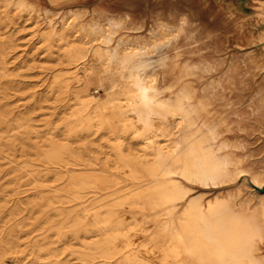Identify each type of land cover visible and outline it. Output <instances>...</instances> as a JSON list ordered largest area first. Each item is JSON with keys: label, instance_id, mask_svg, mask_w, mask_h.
<instances>
[{"label": "bare ground", "instance_id": "bare-ground-1", "mask_svg": "<svg viewBox=\"0 0 264 264\" xmlns=\"http://www.w3.org/2000/svg\"><path fill=\"white\" fill-rule=\"evenodd\" d=\"M0 2V13L6 11L10 18L18 11L33 14V35L64 43L66 69L60 67L53 82L78 100L77 122L108 119L115 156L109 171L85 167L71 174L65 169L59 188L67 202L80 199V189L86 187L125 195L123 201L101 203L90 223L82 225L86 237L98 236L85 247H93L104 264H264V169L243 167L244 157L237 152L242 143L227 137L224 120L210 115L207 102L187 80L191 66L179 62L176 48L181 24L159 19L145 35L132 37L118 34L127 14L100 18L85 8H69L60 17L26 0ZM215 2L225 13L219 22L231 24L240 41L239 49L227 53L249 58L255 85L264 80V44L254 48L264 41V28L256 30L264 23V0ZM188 5L192 17L210 20L214 15L210 0H189ZM220 29L217 34H224ZM80 63L83 75L69 69ZM94 77L109 90L99 101L87 90ZM74 79L78 84L71 87ZM109 108H114L113 116ZM129 131L132 138L124 134ZM253 136L262 144L264 126ZM46 139L50 150L45 157L59 163L63 144L57 134L48 133ZM240 181L247 185L246 195L236 188L204 201L206 191L195 190ZM32 183V188L40 185L38 175ZM156 216H163L161 231L137 241L133 236L146 234ZM163 234L167 237L158 244ZM16 245L9 240L4 249Z\"/></svg>", "mask_w": 264, "mask_h": 264}, {"label": "rangeland", "instance_id": "rangeland-1", "mask_svg": "<svg viewBox=\"0 0 264 264\" xmlns=\"http://www.w3.org/2000/svg\"><path fill=\"white\" fill-rule=\"evenodd\" d=\"M26 1L41 10H55L60 17L69 8H85L88 14L94 12L100 18L127 14L129 19L118 31L124 36L145 35L159 19L181 24L176 48L179 62L191 66L187 80L207 102L210 115L224 120L227 137L242 143L237 152L244 157L243 167L264 169V142L258 144L253 136L260 125L264 126V80L253 85L249 58L245 54L227 53L239 49L240 41L231 24L223 26L219 22L225 17L219 2L210 0L214 15L205 20L192 17L189 0ZM5 13H0V264H104L93 247H85L92 246L89 243L98 236L86 237L88 233L82 231V225L90 223L101 203L123 201V191L111 194L108 189L86 187L80 189V199L67 202L66 193L59 188L65 182V169L71 174L85 167L109 171V162L114 163L115 156L113 134L106 125L108 119L77 122L78 100L59 91L53 82L58 69H66L64 43L45 42L33 35V14L18 11L10 18ZM219 27L224 34H217ZM263 28L264 23H260L256 30ZM226 33H230L229 38ZM263 44L264 41L258 42L254 48ZM69 69L83 75L81 63ZM94 78L87 84V90L99 101L109 90L106 86L99 87L98 78ZM169 78L166 75V80ZM76 84L78 81L74 79L71 87ZM113 111L114 108L108 109L110 116ZM48 133L57 134L63 144L60 147L63 160L59 163L45 157L50 150ZM124 134L128 138L133 136L130 131ZM33 175L39 176L40 185L32 188ZM236 188L243 195L248 193L247 185L241 181L222 187L197 186L195 190H205L206 201L214 194ZM162 220L163 216H156L146 234L137 232L133 237L138 241L147 239L148 233H159ZM163 235L158 244L167 237ZM9 240L17 242L10 251L4 249Z\"/></svg>", "mask_w": 264, "mask_h": 264}, {"label": "water", "instance_id": "water-1", "mask_svg": "<svg viewBox=\"0 0 264 264\" xmlns=\"http://www.w3.org/2000/svg\"><path fill=\"white\" fill-rule=\"evenodd\" d=\"M260 190H264V184H263V186L260 188Z\"/></svg>", "mask_w": 264, "mask_h": 264}]
</instances>
